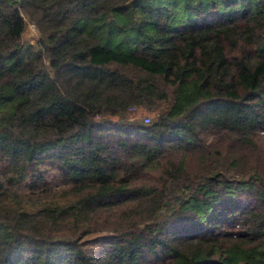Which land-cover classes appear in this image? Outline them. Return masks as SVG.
Instances as JSON below:
<instances>
[{
  "label": "trees",
  "instance_id": "trees-1",
  "mask_svg": "<svg viewBox=\"0 0 264 264\" xmlns=\"http://www.w3.org/2000/svg\"><path fill=\"white\" fill-rule=\"evenodd\" d=\"M262 140L264 0H0V264H264Z\"/></svg>",
  "mask_w": 264,
  "mask_h": 264
},
{
  "label": "rangeland",
  "instance_id": "rangeland-1",
  "mask_svg": "<svg viewBox=\"0 0 264 264\" xmlns=\"http://www.w3.org/2000/svg\"><path fill=\"white\" fill-rule=\"evenodd\" d=\"M26 20V28L23 32V39L25 41H31L32 43H37L39 40V36H40V31L38 29V27L36 26V24L34 23V21L30 20L28 17L25 18ZM154 111L149 110L148 108H143L140 107L138 109H136V112L134 113V116H128V117H132L135 118L137 117L138 119H144L145 117L148 116L149 118L152 119V117L154 116ZM264 143V140H262L261 142H259V144Z\"/></svg>",
  "mask_w": 264,
  "mask_h": 264
},
{
  "label": "built area",
  "instance_id": "built-area-1",
  "mask_svg": "<svg viewBox=\"0 0 264 264\" xmlns=\"http://www.w3.org/2000/svg\"><path fill=\"white\" fill-rule=\"evenodd\" d=\"M149 119H150V118H149L148 116H146V117H145V120H147V121H148Z\"/></svg>",
  "mask_w": 264,
  "mask_h": 264
}]
</instances>
